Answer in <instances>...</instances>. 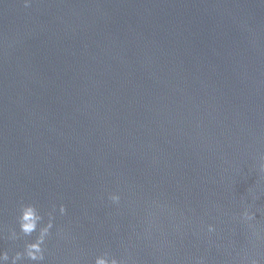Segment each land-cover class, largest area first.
<instances>
[{"label": "water", "instance_id": "95a60500", "mask_svg": "<svg viewBox=\"0 0 264 264\" xmlns=\"http://www.w3.org/2000/svg\"><path fill=\"white\" fill-rule=\"evenodd\" d=\"M262 157L264 0H0V250L32 202L42 264H264Z\"/></svg>", "mask_w": 264, "mask_h": 264}, {"label": "clouds", "instance_id": "9594fccd", "mask_svg": "<svg viewBox=\"0 0 264 264\" xmlns=\"http://www.w3.org/2000/svg\"><path fill=\"white\" fill-rule=\"evenodd\" d=\"M25 7L30 6L32 0H22ZM260 172L264 173V157L261 159ZM257 199L255 195L252 197ZM108 199L113 204H119L120 196L118 193H111ZM57 211V206L53 205L52 210L47 213H42L41 209L32 202H22L18 206V215L16 216V222L18 225V231L16 229H10L8 231L7 239L15 241L18 238L28 237L25 239L22 250H17L11 255L9 251L0 250V264H42L45 258L46 243L52 235L53 229V213ZM260 211V209H256ZM58 212L60 215L66 213L64 204L58 206ZM46 217V219H45ZM240 219L251 227V224L255 219L254 212L250 210V206H245L240 213ZM208 232H213L214 228L211 224L207 226ZM61 229H57V235H60ZM33 234H35L33 236ZM92 264H127L124 258H117L108 251H102L94 255L92 258ZM247 264H260V261L254 257H250L247 260Z\"/></svg>", "mask_w": 264, "mask_h": 264}]
</instances>
